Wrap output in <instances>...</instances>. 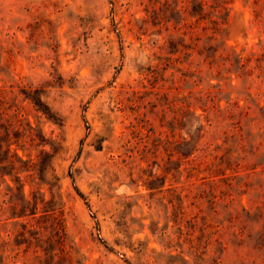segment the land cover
Returning a JSON list of instances; mask_svg holds the SVG:
<instances>
[{
	"label": "rangeland",
	"instance_id": "obj_1",
	"mask_svg": "<svg viewBox=\"0 0 264 264\" xmlns=\"http://www.w3.org/2000/svg\"><path fill=\"white\" fill-rule=\"evenodd\" d=\"M0 264H264V0H0Z\"/></svg>",
	"mask_w": 264,
	"mask_h": 264
}]
</instances>
